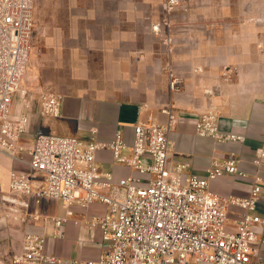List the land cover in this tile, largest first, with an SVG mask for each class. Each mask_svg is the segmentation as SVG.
<instances>
[{"label":"crops","instance_id":"1","mask_svg":"<svg viewBox=\"0 0 264 264\" xmlns=\"http://www.w3.org/2000/svg\"><path fill=\"white\" fill-rule=\"evenodd\" d=\"M162 2L33 0L27 107L18 97V107L12 108V99L11 116L27 117L21 140L27 146L39 134L88 143L110 141L117 131L130 146L138 121L151 115L164 123L159 109L172 106L176 120L168 134L170 168L185 165L183 176L205 177L211 160L232 155L238 171L249 178L223 175L210 181L209 190L219 197H247L252 177H259L255 213L263 224L254 228V264H264V161L259 167L252 163L264 143V14L257 22L245 23L241 10L215 0H182L168 25L155 33L152 26L164 19ZM170 74L180 80L176 93L169 90ZM41 90L60 96L57 118L39 114L36 93ZM211 108L219 113L218 130L242 135V143H217L196 135L197 117ZM19 158L0 155V192H7L3 200L22 215L16 238L43 236L45 251L60 257L62 264L98 257L105 246L101 232L85 222L104 214L106 207L72 205L71 216L53 238L52 219L66 218L67 209L57 200L35 202L7 190L10 173L30 174L28 153L21 152ZM95 159L114 183L132 174L114 163L106 150L97 152ZM33 213L45 220L28 218ZM237 214L232 209L230 220Z\"/></svg>","mask_w":264,"mask_h":264},{"label":"built area","instance_id":"2","mask_svg":"<svg viewBox=\"0 0 264 264\" xmlns=\"http://www.w3.org/2000/svg\"><path fill=\"white\" fill-rule=\"evenodd\" d=\"M181 1L163 0L164 19L152 26L155 33L168 25L169 15ZM32 10L33 0H0V155L20 160L19 154L27 152L30 168V174L10 173L7 190L35 202L57 200L67 209L66 218L52 219L53 238L71 216L72 205L106 207L104 214L85 222L100 230L104 250L80 264H254L258 255L254 228L263 224L255 213L259 177H252L247 197H219L209 190L210 181L223 175L249 178L238 171L232 155L211 160L205 177L183 176L185 165L170 168L168 134L176 120L172 106L159 109L164 123L151 115L138 121L130 146L119 131L106 142L81 143L71 137L39 134L30 146L22 143L28 119L24 114L12 117L10 110L15 93L19 91L23 99L26 96L20 85L27 69ZM168 85L176 93L180 80L170 74ZM36 97L41 116H59V95L41 90ZM218 120L214 108L200 114L196 135L217 143L244 141L242 135L219 131ZM102 150L132 174L114 183L112 175L96 162V153ZM262 161L264 143L252 163L259 167ZM234 208L238 214L230 220ZM28 218L45 220L37 213ZM45 244L41 235H24L21 251L11 263L62 264L60 257L45 251Z\"/></svg>","mask_w":264,"mask_h":264},{"label":"rangeland","instance_id":"3","mask_svg":"<svg viewBox=\"0 0 264 264\" xmlns=\"http://www.w3.org/2000/svg\"><path fill=\"white\" fill-rule=\"evenodd\" d=\"M218 4L227 5L235 9V11L242 12L243 22L251 23L257 22L256 18L264 14V0H215ZM238 9V10H237ZM260 52H264V45L261 46ZM25 73L20 89L28 91L30 82ZM22 99L20 92L15 93L13 97L12 108H17L19 105V99ZM21 102L25 105L26 96ZM9 195V194H8ZM7 196V192H0V264H12V258L18 254L17 248L21 241L16 238L18 232L16 231L18 225L22 223L20 221L21 213L14 210L8 202L3 200V197Z\"/></svg>","mask_w":264,"mask_h":264}]
</instances>
